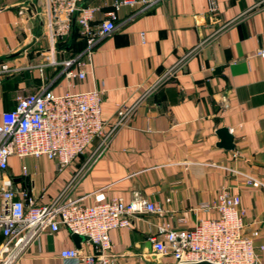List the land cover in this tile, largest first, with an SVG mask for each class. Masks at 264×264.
<instances>
[{
	"label": "crops",
	"instance_id": "1",
	"mask_svg": "<svg viewBox=\"0 0 264 264\" xmlns=\"http://www.w3.org/2000/svg\"><path fill=\"white\" fill-rule=\"evenodd\" d=\"M114 1L79 4L96 8L92 24H98ZM213 1L214 10L208 0H158L145 10L120 7L115 29L98 40L86 76L78 79L67 78L63 64L86 45L75 17L70 33L50 50L46 0H0V65L8 64L7 73L19 77V88L36 91L50 84L61 94L101 87L106 123L119 104H135L104 148L97 149L95 140L63 168L37 157L39 165L25 173L21 165L31 156H12L0 172L12 190L38 205L58 197H85L90 204L92 194L101 190L125 202L138 193L161 206L164 216L145 215L133 219L130 228L109 233L108 264H174L154 255L148 239L163 222L190 228L213 217L196 208L222 190L239 197L246 231L257 229L255 246H264V189L246 182L251 175L264 184V61L256 55L264 49V0ZM30 3L36 14H20ZM74 27L75 41L68 47ZM217 67H222L218 73ZM5 93L1 84L0 111L15 104V98L2 102ZM222 127L234 137L231 150L217 146L216 130ZM1 204L0 196V210ZM71 235L64 227L44 231L14 264H79L60 257L61 251L75 248ZM80 250L91 247L82 242ZM259 257L264 264V251Z\"/></svg>",
	"mask_w": 264,
	"mask_h": 264
},
{
	"label": "built area",
	"instance_id": "2",
	"mask_svg": "<svg viewBox=\"0 0 264 264\" xmlns=\"http://www.w3.org/2000/svg\"><path fill=\"white\" fill-rule=\"evenodd\" d=\"M81 1L46 0L50 50L58 39L70 33L73 17L86 42L79 54L63 62L67 78L86 76L93 48L100 38L115 29L116 12L120 7L145 10L158 0H116L107 18L98 24H92L96 8L82 7ZM208 1L210 9H216L214 1ZM26 10L22 7L19 12L28 15ZM140 35L143 40V33ZM256 55L264 61V49L257 50ZM50 64H56L53 57ZM10 71L8 64L0 65V74ZM102 94L101 87L55 94L50 84H43L36 91L16 95L14 106L0 111V172L7 170L12 156H45L63 168L95 140L99 142L97 149L104 148L116 129L126 123L135 104H119L113 120L106 123L101 117ZM246 182L264 189V184L254 176L246 175ZM92 195L90 204L84 203L85 197H58L50 204L38 205L24 192L18 194L12 190L9 180L0 178V264H14L22 250L39 234L54 233L60 227L86 238L84 243L91 247L89 252L76 248L63 250L62 259L79 264H108L111 231L128 229L133 219L145 215L162 217L166 214L161 206L142 199L138 193H134L129 202L106 197L101 190ZM196 211L213 214V217L199 219L190 228L161 223L156 235L148 239L154 255L170 258L174 264H260L259 253L264 251V246H255L259 236L257 229L246 231L245 213L237 195L222 190L215 200L200 203ZM177 223L182 225L184 220L179 219Z\"/></svg>",
	"mask_w": 264,
	"mask_h": 264
},
{
	"label": "rangeland",
	"instance_id": "3",
	"mask_svg": "<svg viewBox=\"0 0 264 264\" xmlns=\"http://www.w3.org/2000/svg\"><path fill=\"white\" fill-rule=\"evenodd\" d=\"M38 11H42V8L39 7ZM19 77L14 73H2L0 74V85L2 84L3 88L5 89L6 93L2 98V102L7 101V99H14L18 94H25L26 92H32L33 89H23L19 88L17 85V81ZM8 95V97H7ZM37 157H31V159H27L25 165L21 167L25 169V171L31 172L35 167L39 165V161L36 159Z\"/></svg>",
	"mask_w": 264,
	"mask_h": 264
},
{
	"label": "water",
	"instance_id": "4",
	"mask_svg": "<svg viewBox=\"0 0 264 264\" xmlns=\"http://www.w3.org/2000/svg\"><path fill=\"white\" fill-rule=\"evenodd\" d=\"M26 12L28 13L29 16H34L36 14V9L34 7V4L30 3ZM73 38V31L71 33V38L70 41H72ZM222 67H217L215 68V72H219L221 70ZM216 134L219 138V141L217 143V146L222 147L226 150H231L234 148V137L233 135L229 132L227 127H222L216 130ZM27 181V178H26ZM71 238L74 242L75 248L76 249H80V244L82 242L86 241V238L79 236L77 234H72ZM193 264H212L209 262H199V263H193Z\"/></svg>",
	"mask_w": 264,
	"mask_h": 264
},
{
	"label": "trees",
	"instance_id": "5",
	"mask_svg": "<svg viewBox=\"0 0 264 264\" xmlns=\"http://www.w3.org/2000/svg\"><path fill=\"white\" fill-rule=\"evenodd\" d=\"M75 36H76V28L74 27L73 28V38H72V41L70 44H68V47H70L71 45L74 44V41H75ZM65 45V44H64ZM82 47V46H81Z\"/></svg>",
	"mask_w": 264,
	"mask_h": 264
}]
</instances>
